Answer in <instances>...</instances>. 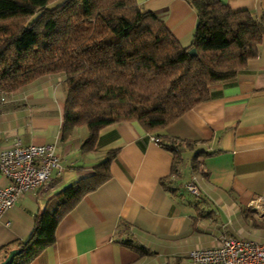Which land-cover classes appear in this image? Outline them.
<instances>
[{
  "label": "crops",
  "instance_id": "1",
  "mask_svg": "<svg viewBox=\"0 0 264 264\" xmlns=\"http://www.w3.org/2000/svg\"><path fill=\"white\" fill-rule=\"evenodd\" d=\"M222 1L264 18V0ZM138 2L184 46L192 44L198 15L189 0ZM66 95L63 73L0 91V152L17 141L51 143L63 167L0 216V261L30 236L58 192L94 174L113 150L112 177L61 219L55 242L28 264H186L194 249L225 236L264 243V38L259 55L235 78L213 84L209 99L159 131L191 142L173 176L174 154L137 121L102 129L92 151L83 147L86 126L64 137ZM192 181L198 195L187 187ZM9 184L0 171V186Z\"/></svg>",
  "mask_w": 264,
  "mask_h": 264
},
{
  "label": "trees",
  "instance_id": "2",
  "mask_svg": "<svg viewBox=\"0 0 264 264\" xmlns=\"http://www.w3.org/2000/svg\"><path fill=\"white\" fill-rule=\"evenodd\" d=\"M54 1L0 0V91L63 73L64 137L86 126L83 147L92 151L102 129L137 121L174 154L171 176L191 142L159 131L209 99L213 84L235 78L259 55L264 38V18L222 0H189L198 15L190 46L138 0H65L50 6ZM116 155L109 151L94 174L54 196L30 236L17 241L21 253L12 264H28L55 242L61 219L112 177ZM200 164L196 156L194 168Z\"/></svg>",
  "mask_w": 264,
  "mask_h": 264
},
{
  "label": "built area",
  "instance_id": "3",
  "mask_svg": "<svg viewBox=\"0 0 264 264\" xmlns=\"http://www.w3.org/2000/svg\"><path fill=\"white\" fill-rule=\"evenodd\" d=\"M153 139L158 142L155 137ZM62 168L55 144L25 145L17 141L4 148L0 152V171L10 179V184L0 186V216L14 205L22 193L46 187L53 170ZM187 187L199 194L194 181ZM186 264H264V243L225 236L218 245L194 249Z\"/></svg>",
  "mask_w": 264,
  "mask_h": 264
},
{
  "label": "water",
  "instance_id": "4",
  "mask_svg": "<svg viewBox=\"0 0 264 264\" xmlns=\"http://www.w3.org/2000/svg\"><path fill=\"white\" fill-rule=\"evenodd\" d=\"M190 54L192 55H196L197 54V50L196 48H192L190 50ZM21 253V249L20 248H15V249H12L9 254L5 257L4 260L0 261V264H12L15 257L17 255H19Z\"/></svg>",
  "mask_w": 264,
  "mask_h": 264
},
{
  "label": "rangeland",
  "instance_id": "5",
  "mask_svg": "<svg viewBox=\"0 0 264 264\" xmlns=\"http://www.w3.org/2000/svg\"><path fill=\"white\" fill-rule=\"evenodd\" d=\"M65 0H55L52 4H50V6H56L57 4H60L62 2H64ZM189 184V183H188Z\"/></svg>",
  "mask_w": 264,
  "mask_h": 264
}]
</instances>
